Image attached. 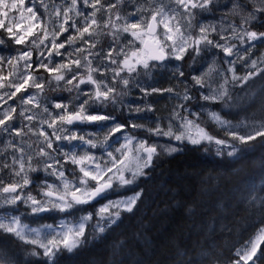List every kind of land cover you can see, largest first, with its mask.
I'll return each mask as SVG.
<instances>
[{
	"label": "snow or ice",
	"instance_id": "snow-or-ice-1",
	"mask_svg": "<svg viewBox=\"0 0 264 264\" xmlns=\"http://www.w3.org/2000/svg\"><path fill=\"white\" fill-rule=\"evenodd\" d=\"M83 2L85 6H90L93 9L90 14L84 15L81 13L77 7L78 0H71V6L64 9L65 19L64 23L59 26V33L53 32L49 34L46 29H42L45 32V38L49 35L52 36V48L56 50V55H60L61 53L59 49L65 47L64 43H57L56 41L61 33L68 31L64 25L67 24L68 20L71 18L69 16L70 12H76L77 16L84 15L83 23L85 26L82 29L76 28L75 21H73L71 25L76 28L79 39H83L86 33L89 36L93 35L95 33V28L93 26H96V28L99 27L96 13L99 12L101 8H104V5L101 4V0H94L90 5L89 0H83ZM145 2L147 6L142 5L137 8L136 11L129 14L131 17L139 16V19H137L136 22H131L128 17L120 14L118 7L123 3V0H115V3H109L105 9L109 13V19L104 22V27L112 29L109 34L112 35L117 42H119L121 38V33H127L132 37V39L129 40L127 44L122 45L120 51L116 53L117 56H124L123 61L118 62L116 59L112 58V52H109L108 54L111 63L118 65L116 69H112L114 72L113 83H116L119 79L125 88L130 84L129 78L121 77V72L125 71V69L127 70L129 77H131L133 73H138L140 67L145 70V74H148L152 68L159 67L160 63L168 58L182 60L190 48L196 52V55H199L201 51L200 45L202 43L206 45H211L213 43V41L208 38L207 27H200L199 37H193L190 31L193 27V20L195 19V13H193L192 10L197 8L201 11L207 10L211 0H168L167 4L164 3V0H145ZM24 4L25 0H0V17L5 19L8 18L10 12L23 9ZM97 5L100 7H97ZM113 9H117V11L113 13ZM45 10L47 11V6H45ZM26 11L31 14L29 19L37 18L36 12L32 7L27 8ZM234 12L239 14L238 9H234ZM259 12H264V0H260V4L253 12H249L247 16L243 17L242 22L245 24L249 23L256 18V13ZM113 14L115 19H112ZM59 15L60 10L59 7H57L56 16L59 17ZM5 19H0V28H5ZM121 20L123 21L122 24L117 23V21ZM182 20L185 21V23H181ZM161 26L163 27V32L158 31V28ZM15 27L19 28V25H15ZM33 27H35V25L30 26L25 35L18 36L13 32L12 23L9 21V26H7L5 30L10 36L15 37V43L23 44L25 36L32 35ZM235 32L236 29L233 27V33L235 34ZM96 34L98 35L99 33ZM244 35L247 37L248 41H254L258 38L264 39V33L259 34L258 37V34L255 31H244ZM76 39L77 37L69 36L67 43L72 45L75 43ZM221 39L225 38L222 36ZM240 39L244 42L243 37H240ZM189 41H191V43H189ZM84 42L88 43V41ZM33 43L35 42L33 41ZM40 43L43 44L44 40L41 39ZM216 46L222 48L226 55L232 54V48L227 46V42L224 45L217 44ZM90 47H95V44H91ZM51 51L52 49H49L50 55ZM76 51L80 52L82 49H76ZM31 55L32 53L30 51L24 52L22 55L14 59L17 61H24V67L25 70H27L32 67L30 63ZM69 55H71V53ZM193 60H195V57H193ZM150 61L156 63H150ZM8 63L13 65V60L10 59ZM70 63L75 64L78 68L81 67V61L79 59L70 61ZM91 63V61H88V75L86 79L81 77L78 83L73 85V81L77 79V76L74 75L72 79L66 81V84L72 85L79 93L81 84L91 83L95 85L94 97L91 93H85V95L89 96V100H85L80 104L79 109L75 112H69L68 105H62L59 103L55 104L54 107L57 109L63 108L65 110L64 113L53 117V114L49 112L48 116L50 117V122L42 120L41 124L47 123L48 127L53 129L52 136H55L56 140L71 141L79 139L82 142L80 147L87 145L89 148H104L107 153V159H103L102 157L97 158L96 156L87 153L84 155H77L73 152L70 156L68 153H64L66 161L70 160L73 165L79 167V171L82 173L78 184L75 179L69 180L65 176L62 166L61 169H57L53 164H47L45 170L47 171L48 168H52L51 174L56 175L57 179L61 181L63 191H60V189L54 184H47L48 191L43 193L46 197L43 201L37 200L32 195L25 197L22 194H16L18 189L22 192L23 187L30 182L27 175H25L23 185L12 183L0 188V191L3 193L11 194L8 198H5V203L15 205L17 202L22 201L31 207L33 214L51 210L67 212L68 210L73 209L76 205L90 204V202L96 201L98 198L106 199L109 190L114 188V181H118L121 186H125L133 184L138 177L147 175L145 170L152 166L153 159L157 155L156 145H149L146 140H137L134 136L125 134V143L115 149V152L108 151V148L110 147V137L121 132L126 127L124 124H117L115 127L110 128L108 133L104 136L103 141L100 143H97L93 138L86 139L84 136H78L76 133H73L71 136L61 135L62 133L69 131L63 127L65 124L72 125L75 122L92 123L114 119L108 115L88 114L87 106L89 105L90 100L93 102L99 101L101 103L111 101V103L116 104L118 102L117 95L123 94L117 93L114 87L109 86L103 81L97 82L93 77V73L97 71V69L91 67ZM256 63V61L252 62V68H256ZM38 67H43L50 73H57L53 77L57 82V86H59L60 81L65 80L64 72L61 70L67 69L68 71H72L69 64H59L53 69L49 68L48 64L41 62ZM217 71L216 63L213 61L207 72L202 73L201 76H193L192 79L195 82V85H199L203 88L206 86L205 77L211 80L212 74ZM228 71L232 72L231 83L233 85L237 83L243 85L258 72L264 70L256 69L255 72L249 71V73L243 77L236 76L234 69L231 67ZM180 75L183 76L184 73L180 72ZM8 76L20 80L19 83L9 81L7 85H5L4 81H8V77L0 75V88L5 86L15 88V91L11 92L10 95L6 94L9 95V99L15 97L17 93L25 90L27 87H35L41 91L43 90L44 85L36 82L37 77L30 73L28 75L18 74L16 65H13L12 71L9 72ZM29 81H31V84ZM229 83L230 81L225 78L219 88H211V85L208 84L211 90L207 94L202 93L201 98L212 103L223 102L226 107L230 106L228 101L231 100L232 97L229 93V89L226 87ZM68 90L71 91L72 89L69 88ZM141 91L145 90L141 89ZM153 91H156V89H153ZM167 91L171 92L172 89H168ZM261 91H264V89ZM148 94L149 93L145 91V95ZM76 98L79 99V95H77ZM246 98L248 104L255 103L256 93H252L251 96H247L246 94ZM0 99H3V97L0 96ZM183 99L185 101L193 99V97L188 94L187 87L185 88ZM35 100L36 96L33 95L29 96L27 99L21 98V103L28 104ZM261 105L264 106V100H261ZM180 107L188 112V109L185 108L184 105H180ZM147 110L150 111L151 109L149 108ZM15 111L16 109L12 108L11 112L5 110L3 113H0V115L3 116V118L0 119V132H9L12 128V125L6 124V121H11L14 118L12 113ZM25 111L28 110L23 109L20 112V115L24 116ZM44 111L48 112V109L45 108ZM137 111H143V109H137ZM189 115L195 116L197 119L199 118V114L196 112H189ZM209 117L217 125L226 129L232 140H237L241 144H247L249 141H253L257 137L264 138V123L259 125L253 123L251 126L254 130L253 132H250L247 135H240L232 130L237 126H234L230 121L223 119L219 113L209 112ZM33 118V116L26 117L29 121ZM173 118H178L181 121L180 127L183 131L179 132V134L175 133L171 123L169 124L168 131H164L159 124H157L156 128L148 129V131L155 136H169L174 137L176 140L187 139L193 145L200 144L202 141H208L209 143L214 142L216 145L220 146L217 149L218 154H220L225 148H231V151L228 152L229 156H235L239 151L235 144L229 143L228 140L216 139L209 135L204 128L200 127L194 120L188 119L187 116H180V113L174 112ZM131 126L134 129L144 127L143 125H137L134 123ZM244 126L248 127L247 124ZM104 127H106V125H99L100 130H103ZM257 128L259 130H255ZM193 130H195V135H193ZM29 131H32V129L29 128ZM15 134L16 136H22L23 132L17 130ZM39 135L44 137L43 142L46 143L47 148H53V141L44 130H41ZM6 148H12L16 152H19L20 157L17 159V157L13 156L12 165L4 163L3 167H13L16 164H19V171L13 169V174L20 176L25 169L24 150L15 145L11 140L8 141ZM167 151L171 153L175 152L176 149L168 148ZM39 155L45 156L50 160H55V158L50 156L43 148L40 149ZM31 160L32 157H28V168L29 170L34 171L35 169L31 167ZM126 173L130 175H126ZM90 182H95V185L93 186ZM141 195V192H136L133 196L115 201L110 200L107 204L102 205L95 213V216L99 217V219L97 220L94 230L98 233H104L107 229L111 228L120 219L121 211L132 212L134 210ZM92 219L93 214L89 213L88 215L82 216L79 224L73 227H67L64 222H61L60 231L57 232L51 225H45L43 228H29L28 225L21 223L19 217L13 216L11 219H8L7 222H5V217H0V230L14 234L15 237L24 243L42 249L43 256L50 261H53V264H55L53 258L56 257L62 249L66 250L68 253H73L74 250L81 246L84 242L82 238L85 234V225ZM52 233L55 234L52 235ZM48 235H51V238L45 240V237ZM33 236L34 238H30ZM262 244H264V227L259 229L254 238L247 241L242 247L236 249L235 255L238 259L231 261L230 264H249V261H251L252 264H257V261H264V249H261V251L258 252V249ZM31 255L37 256L39 253L33 250ZM0 264H12L11 255L7 252L0 255ZM189 264H194V262H189Z\"/></svg>",
	"mask_w": 264,
	"mask_h": 264
},
{
	"label": "rangeland",
	"instance_id": "rangeland-1",
	"mask_svg": "<svg viewBox=\"0 0 264 264\" xmlns=\"http://www.w3.org/2000/svg\"><path fill=\"white\" fill-rule=\"evenodd\" d=\"M94 0H89V5L93 3ZM258 5L260 4V0H257ZM109 3H115V0H101V4L104 5V8H101L99 12L96 13V19L98 21L99 27L93 26L95 28V33L89 36L87 33L84 35L83 39L78 38V33L76 28L82 29L85 25L83 23L84 15L90 14L93 9L90 6H85L83 0H78L77 7L81 13L84 15L77 16L76 12H70L69 16L71 17L68 20V23L64 26L68 29V31L61 33L57 38V43H64L65 47L63 49H59L60 55H56V50L52 48V36L49 35L45 38V32L42 29H46V31L51 34L53 32L59 33L60 24L64 23V9L69 8L71 6V0H25V4L23 9L14 10L9 13L8 18L0 17V19H5V28L9 26V21L12 23L13 32L16 35H25L28 28L32 25L35 27L32 28V35H26L25 41L23 44H19V46L14 47L10 51L11 59L13 60V65L17 67L18 74L28 75L29 73L33 76L37 77L36 82L42 83L44 87L49 88H70L72 85H67L66 81L72 79L74 75H76L77 67L75 64L70 63V61H74L79 59L81 61V67L86 65L88 61H91L94 65L93 68H96L97 71L94 72V79L97 82L103 81L107 83L109 86L114 88L122 89L123 100L125 102V114L128 115L129 121L131 124L137 122L139 125H143L144 129L148 131V129L156 128L157 124L161 126L164 131H168L169 124L171 123L173 129L176 134L183 131L180 127L181 121L180 119L173 118V113H180V116H187L188 119L194 120V116H189V112H202L209 119V112H212L209 104H207L205 100L201 98V94H207L211 89L208 84L211 85V88H219L220 84L223 83L224 79L227 78L230 83L226 85L229 89V93H232L237 84L233 85L231 83L232 72H229L228 69L231 67L234 69L236 76L243 77L249 73V71L255 72L263 63H264V39L258 38L254 41H248L247 37L244 35V31H255L258 34L264 33V18L260 15H256V18L249 23H253L261 19V21L255 24L249 29L248 27L237 29L234 24L229 20L228 16L220 15L219 19H215L211 16L207 18L205 15L208 13V10L204 11H193L195 13V19L193 20V27L191 28V35L193 37H199L200 35V27L205 26L208 29V38L213 41L211 45L201 44L200 54L196 55V52L193 49H189V59L188 60H176L175 58H169V61L160 66L152 68L148 74H145V70L143 68L139 69L138 73H133L131 77L127 70L121 72V77L129 78L130 84L127 88H125L122 82L118 81L113 83L114 72L112 69H116L118 65H114L111 63V59L109 58V52H112V58L116 59L118 62L123 61L124 56H117L116 53L120 51L122 45L127 44L132 37L127 33H121V38L119 42H117L112 35L109 33L112 31L111 28H105L104 22L109 19V13L105 10ZM164 3L167 4L168 0H164ZM225 4L229 3V0L224 2ZM142 5L147 6L145 0H123V3L119 5L118 10L122 16L128 17L131 22H136L139 19L137 17H131L129 14L136 11L137 8ZM45 6H47V11L45 10ZM158 6V5H155ZM32 7L36 12V19H29L31 16L30 13L26 11L27 8ZM59 7L60 15L56 16V10ZM97 7H100L97 5ZM234 6L230 7V13L232 15H238L242 20L243 17L247 16V14L240 13L237 14L234 12ZM117 9H113V13H115ZM150 17V14H149ZM112 19H115L114 14L112 15ZM75 21L76 28L72 27V23ZM117 23H123V21H117ZM181 23H185V21H181ZM15 25H19V28L15 27ZM233 27L236 29L235 34L233 33ZM5 28H0V49L4 48V44L6 40H10L11 43H15V37L10 36L9 33L5 30ZM214 29V30H213ZM159 32H163V27L161 26L158 30ZM96 33H99L98 35ZM69 36L77 37L75 43L69 45L67 43ZM225 39H221V37ZM240 37H243V41H241ZM41 39L44 40V43L41 44ZM234 39L237 42L231 43ZM33 41L35 43H33ZM84 41H88L85 43ZM227 42V46L232 48V54L226 55L222 48L217 47V44L224 45ZM191 43V41H189ZM91 44H95V47H90ZM49 49H52L51 55L49 53ZM76 49H82V51L77 52ZM31 52V60L30 63L32 65L31 68L25 70L24 61H17L14 58L19 57L24 52ZM71 53V55H69ZM84 56H90L89 59L84 60ZM195 57V60H193ZM0 59L3 58L0 56ZM215 61L218 71L212 74L211 80L205 77L206 86L201 88L199 85H195L193 81V76H201L202 73L207 72L209 66ZM256 61V68H252V62ZM48 64L49 68H56L59 64H69V67L72 71H68L67 69H62L64 72L65 80L59 82V86H57V82L54 80V76L57 74L55 72L46 71L43 67H38L40 63ZM95 62L101 64L98 68L96 67ZM102 64L104 65L102 67ZM13 65H10L7 60H4L3 65L0 63V75L8 77V81H4L5 85L9 81H13L15 83H19L20 80L15 77L8 76L9 72L12 71ZM107 66V67H105ZM92 67V64H91ZM180 72H183L184 75L181 76ZM84 76L77 77L76 80L73 81V85L78 83L79 79ZM50 81V83H49ZM31 84V81H29ZM188 88V94L193 97V99L185 101L183 99V95L185 92V88ZM95 85L91 83H84L80 85V92L78 93L75 89V92L68 98H65L59 104L68 105V111L72 109H79V105L82 104L85 100H89V96L85 95V93H91L94 95ZM144 89L148 95H145V91H141ZM156 89V91H153ZM168 89H172V91H167ZM104 90V89H102ZM15 91V88H9L7 86L0 88V96L3 99H0V113H3L5 110L15 108L16 111L14 113H18L22 118L21 121L25 123L27 127L30 123L34 125H41V121H49L50 117L48 113H52L53 117L58 116L59 114L64 113V109H48V112H45V99L41 90L35 87H27L25 90L17 93L15 97L9 99V95L11 92ZM9 94V95H6ZM36 96V100L32 103L22 104L21 98L27 99L29 96ZM77 95H79V99H77ZM209 102V101H208ZM40 104L41 108H34V110H29L28 108L31 105ZM57 103H54L55 105ZM91 105V101L87 106V110H89ZM180 105H184L185 108L188 109V112L184 111ZM151 109L150 111L147 109ZM23 109H27L28 114H24V116L20 115V112ZM137 109H143V111H137ZM35 112V113H34ZM27 116H33L34 118L29 121L26 119ZM3 116L0 115V119ZM224 119V118H223ZM211 120V119H210ZM226 120V119H225ZM195 121V120H194ZM214 122L213 120H211ZM228 121V120H227ZM215 123V122H214ZM254 122H240L238 124L232 125L237 126L233 128V131H236L240 135H247L250 132H253V128L251 127ZM47 128V123H44ZM59 124V121H58ZM216 124V123H215ZM247 124L248 127L244 125ZM257 125L261 123H255ZM219 126V125H218ZM63 127H65L63 125ZM220 127V126H219ZM66 128V127H65ZM222 128V127H221ZM51 131L50 138L53 141V148H47L46 143H44V137L37 138L31 141L27 146L22 141L17 139H10L4 132H0V188H2L5 184L19 183L23 185L24 176L27 175V178L30 180L34 174H38L43 178L48 179V184H54L60 191H63V186L61 181L57 179L56 175L51 174L52 168H48L47 171L45 167L47 164H53L57 169L64 170L65 176L69 180L75 179L76 183H79V178L82 176L81 174L72 173L67 174L66 172V163L70 162V160L66 161L64 153H68L69 156L74 152L77 155H84L85 153L92 155V149L87 145H83L80 147L82 142L77 140H56L55 136H52V128H49ZM68 129V128H66ZM224 129V128H223ZM69 131L62 133L61 135L71 136L73 133L77 134V130L68 129ZM226 130V129H225ZM255 130H259L258 128ZM227 131V130H226ZM193 135H195V130H193ZM161 137V141L155 143L157 146V153H161L167 157L173 156L174 154L181 151V148L184 143H190L187 139L184 140H176L174 137L169 136H159ZM218 139V138H216ZM11 140L18 147L23 148L24 150V163L25 169L24 172L21 173L20 176H16L13 174V169L19 171V164L14 165L13 167H3L4 163L12 165V157L15 156L17 159L20 157V153L16 152L12 148H6L8 141ZM124 142L120 143L119 147L124 144ZM201 143H206L207 147L212 148L216 154H218L217 149L218 145L214 142L209 143L208 141H202ZM200 143V144H201ZM229 143L233 144L231 141ZM42 146H45L44 149L50 156L54 157L55 160H50L45 156H40L39 152ZM236 148H238V144L235 143ZM168 148H175V152L169 153L167 151ZM231 151V148H225L220 154L228 155V152ZM115 152V149L113 150ZM28 157H32L31 167L33 170H29L28 168ZM58 162V163H57ZM72 164V163H71ZM73 165V164H72ZM77 169L78 166L74 165ZM70 173V172H69ZM75 174V175H74ZM118 182V181H114ZM94 185L95 182H90ZM119 183V182H118ZM133 186V184L121 186V188L125 191V194L117 195L106 201L104 204H107L110 200L115 201L118 199H125L127 197L135 195L136 192H129L126 190L127 187ZM9 196H5L0 191V217H5L7 222L11 217L16 216L20 218L22 224L28 225L29 228L32 227V224L29 222H25L22 219L21 214L18 213L20 207H24L25 203L21 201L20 205H10L4 202L5 198ZM99 205L94 208L85 209L87 207H82V210L78 207H74L71 211H75L74 216H68V220L60 221L58 227H53L57 232L60 231L61 222H64L67 227H73L78 225L81 217L88 215L89 213L93 214V219L88 221L85 225L86 235L84 240L88 241L91 238L90 231L96 232L95 225L99 217L95 216L97 210L102 206ZM79 214L78 217L75 218V215ZM58 215L57 217H61L62 214H54ZM52 222V221H51ZM52 223L45 224L51 225ZM41 225L39 228H43ZM264 227V225L262 226ZM3 231V230H2ZM10 234V233H9ZM55 233H52L54 235ZM15 237L14 234H11ZM255 237V236H254ZM253 237V238H254ZM17 238V237H16ZM30 238H34L30 237ZM51 235L45 237L46 239H50ZM42 250V249H41ZM43 251V250H42ZM49 260V259H48ZM50 261V260H49ZM230 264V263H228Z\"/></svg>",
	"mask_w": 264,
	"mask_h": 264
},
{
	"label": "trees",
	"instance_id": "trees-1",
	"mask_svg": "<svg viewBox=\"0 0 264 264\" xmlns=\"http://www.w3.org/2000/svg\"><path fill=\"white\" fill-rule=\"evenodd\" d=\"M3 46L1 65L19 44L7 39ZM258 69L264 70V63ZM262 89L264 71L233 91L230 106H211L234 124L264 123ZM252 93L256 102L248 104L246 94ZM195 120L211 136L237 143V154H216L205 143L184 144L169 157L157 153L147 175L136 180L142 195L134 210L121 212L104 233L90 231L88 241L73 253L62 252L55 264H228L238 259L236 249L264 225V138L241 144L203 115ZM33 250L39 255H31ZM4 252L14 264H53L37 248L0 231V255Z\"/></svg>",
	"mask_w": 264,
	"mask_h": 264
},
{
	"label": "flooded vegetation",
	"instance_id": "flooded-vegetation-1",
	"mask_svg": "<svg viewBox=\"0 0 264 264\" xmlns=\"http://www.w3.org/2000/svg\"><path fill=\"white\" fill-rule=\"evenodd\" d=\"M227 0H211V3L208 5V13L205 15L207 18L208 16H211L215 19H219L220 15H226L228 16L229 20L234 24V26L237 29H242L245 27H248L251 29L252 26L255 24H259L258 21L260 22L261 19H259L256 22L253 23H243L242 19L238 15H232L230 13V7L234 6L235 9H238L240 13L243 14H248L249 12H253L254 9L258 6L257 0H229V3L225 4L224 2ZM199 11L200 9H193L192 11ZM256 15L262 16L264 18V12H259L256 13ZM253 30V29H251ZM254 31V30H253ZM237 42V40L234 41V39L231 41V43ZM90 56H84L83 59H89ZM169 61V58L166 59L164 63H160V66L166 64ZM86 65H83V67H75L76 69V76H84L87 78L88 71H87V66L88 62H86ZM150 63H155L151 62ZM92 67H94L93 63ZM96 67H100L101 64L98 62H95ZM104 65L102 64V67ZM159 66V67H160ZM140 67L139 69H141ZM79 74V75H77ZM94 75V73H93ZM72 90L69 91L64 88H49V87H43V90L41 91V94L45 99V108L48 109H53L54 108V103H59L62 102L65 98L70 97L74 92L75 89L70 87ZM117 93H122V89L115 88ZM94 93H95V88H94ZM94 97V95H93ZM89 99V98H88ZM123 100V94L122 95H117V103L113 104L111 101H106V102H99V101H91L90 108L88 110V114L92 115H108L113 117L114 119L110 120H105V121H97V122H92V123H80V122H75L72 125H64L68 129H75L77 130V135L78 136H84L86 139L88 138H93L96 140L97 143H100L103 141L104 136L108 133L110 128L115 127L117 124H124L126 127L119 133H116L113 137H110L109 139V144L110 147L108 148V151H112L114 149L119 148L120 143L124 142V136L125 134L134 136L137 140H146L149 145H154L155 143H158L161 141V137L152 135L149 131L145 130L144 128H138L134 129L132 128V124L129 121L128 115L125 114V102ZM42 105L36 104V105H31V108L34 110V108H41ZM78 109H72L69 112H75ZM9 112H11L10 109H8ZM35 113V112H34ZM26 115H29L27 111H25ZM12 116L14 117L11 121H6V124H11L12 128L9 130V132H4L5 135H7L10 139H19L22 141L26 146L33 140L37 138H42V136L39 135V132L41 130H44L45 133L50 136L51 131L45 124H41L39 126H35L30 123L27 127L22 120V118L19 116L17 113H12ZM191 117V115H189ZM134 124L139 125L137 122H134ZM99 125H106V127L103 128V130H100ZM29 128L32 129V131H29ZM17 130H21L23 132L22 136H16L15 132ZM35 133V134H34ZM42 148L46 149L45 146H42ZM92 149V155L96 156L97 158H103L107 159V153L104 148L98 147V148H91ZM118 155V154H117ZM66 172L67 174H72V173H77L81 174L79 169H77L74 165L71 163L67 162L66 163ZM70 172V173H69ZM126 175H130L126 173ZM29 184L24 186L22 189V192L20 189H18L16 194H22L23 196H28L32 195L35 197L37 200H45L46 197L43 195V193L48 191L47 184H48V179L43 178L42 176H39L38 174H34L33 177L29 180ZM135 184L136 181L133 183V186L127 187L126 190L129 192H134L135 190ZM6 185V184H5ZM4 185V186H5ZM9 185V184H7ZM95 185V183H94ZM93 185V186H94ZM2 192V191H1ZM5 196H10V194L3 193ZM125 194V191L121 188V185L118 182H114V188L112 190H109L107 193V198L106 199H101L98 198L96 201L90 202V204L86 205H76V207L81 208L82 207H87L85 209H90L97 207L99 205H102L109 199H111L114 196L117 195H122ZM21 201L17 202L18 205H20ZM25 209V213H28V216L25 218V222H30L34 228H39L41 225L49 224L52 223V227H58L59 226V221L58 222H51V221H56L58 215L54 214H62L61 216H74L75 211H71L72 209L68 210L67 212H60L58 210H51L47 212H41L37 214H33L31 211V207L29 205H26L24 207H20Z\"/></svg>",
	"mask_w": 264,
	"mask_h": 264
},
{
	"label": "bare ground",
	"instance_id": "bare-ground-1",
	"mask_svg": "<svg viewBox=\"0 0 264 264\" xmlns=\"http://www.w3.org/2000/svg\"><path fill=\"white\" fill-rule=\"evenodd\" d=\"M183 178V177H182ZM183 183V182H182ZM181 185V184H180ZM185 186V185H184ZM153 190V189H152ZM171 193V192H170ZM176 193V192H175ZM179 193V192H178ZM149 194V193H148ZM168 196V195H167ZM230 196V195H229ZM155 199V198H154ZM177 199V198H176ZM158 200V199H157ZM159 200H160V198H159ZM171 202V201H170ZM155 206V205H154ZM173 206V205H172ZM159 208V207H158ZM161 208V207H160ZM151 210V209H150ZM121 212H123V211H121ZM182 213V212H181ZM156 217H157V215H156ZM166 217V216H165ZM168 218V217H167ZM189 219V218H188ZM181 221V220H180ZM182 222V221H181ZM138 223V222H137ZM148 225V224H147ZM203 225H204V223H203ZM152 226V225H151ZM152 228V227H151ZM134 231V230H133ZM148 231V230H147ZM172 231V230H171ZM175 232V231H174ZM149 233H150V231H149ZM163 236V235H162ZM196 239V238H195ZM142 245V244H141ZM142 247V246H141ZM168 248V247H167ZM149 250V249H148ZM143 251V250H142ZM148 254V253H147ZM145 256V255H144ZM150 258V257H149ZM152 259H154V258H152ZM157 260V259H156ZM170 260H171V258H170ZM167 263V262H166ZM165 263V264H166Z\"/></svg>",
	"mask_w": 264,
	"mask_h": 264
},
{
	"label": "water",
	"instance_id": "water-1",
	"mask_svg": "<svg viewBox=\"0 0 264 264\" xmlns=\"http://www.w3.org/2000/svg\"><path fill=\"white\" fill-rule=\"evenodd\" d=\"M162 63V62H161Z\"/></svg>",
	"mask_w": 264,
	"mask_h": 264
}]
</instances>
